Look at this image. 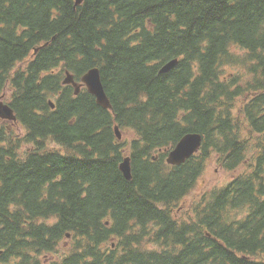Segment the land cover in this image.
Masks as SVG:
<instances>
[{
    "label": "trees",
    "instance_id": "1",
    "mask_svg": "<svg viewBox=\"0 0 264 264\" xmlns=\"http://www.w3.org/2000/svg\"><path fill=\"white\" fill-rule=\"evenodd\" d=\"M94 68L112 112L62 85ZM6 93L18 123L0 119V264H183L146 250L212 163L245 171L191 198L212 225L190 264H264V166L244 164L264 149V116L251 114L264 109V0H0ZM115 124L135 137L117 142ZM190 133L200 153L168 166ZM129 151L130 181L117 160Z\"/></svg>",
    "mask_w": 264,
    "mask_h": 264
},
{
    "label": "water",
    "instance_id": "2",
    "mask_svg": "<svg viewBox=\"0 0 264 264\" xmlns=\"http://www.w3.org/2000/svg\"><path fill=\"white\" fill-rule=\"evenodd\" d=\"M83 0H77V5L82 4ZM178 65V60H174L168 63L162 70L161 73H168ZM83 82L87 85L89 92L96 97L98 104L104 109H111V103L105 92L104 86L102 84L100 71L98 69H93L89 71L85 77H83ZM64 84L73 85L76 87V94H79L80 86L75 82L74 77L67 72V79ZM54 108V106H53ZM0 117L7 118L10 120H15V116L11 108L5 105L0 100ZM116 134L119 139H121L120 129L116 127ZM202 144V137L198 134H190L185 136L177 145L176 149L170 154L168 163L171 165H181L186 161L188 157L197 152ZM126 179H132V168L130 159H125L120 165Z\"/></svg>",
    "mask_w": 264,
    "mask_h": 264
},
{
    "label": "rangeland",
    "instance_id": "3",
    "mask_svg": "<svg viewBox=\"0 0 264 264\" xmlns=\"http://www.w3.org/2000/svg\"><path fill=\"white\" fill-rule=\"evenodd\" d=\"M235 69L234 68H228V72H234ZM216 164L215 163H212L211 164V167H212V170H209L207 173H206V176L204 177V180L201 182L202 185H211V183H215L216 185H223L227 180L228 178L233 175V174H228L226 173L225 171L223 170H220V171H217L216 168H215ZM245 171V168H242L240 171L236 172L235 174H241ZM204 182V183H203ZM188 207H191V205H187ZM164 243L161 244V246L163 245ZM198 254H200L199 251H197Z\"/></svg>",
    "mask_w": 264,
    "mask_h": 264
},
{
    "label": "flooded vegetation",
    "instance_id": "4",
    "mask_svg": "<svg viewBox=\"0 0 264 264\" xmlns=\"http://www.w3.org/2000/svg\"><path fill=\"white\" fill-rule=\"evenodd\" d=\"M251 114H252L253 118H255L257 115H258V117L263 116L264 115V109L261 108L259 105L254 106V108L251 111Z\"/></svg>",
    "mask_w": 264,
    "mask_h": 264
},
{
    "label": "bare ground",
    "instance_id": "5",
    "mask_svg": "<svg viewBox=\"0 0 264 264\" xmlns=\"http://www.w3.org/2000/svg\"><path fill=\"white\" fill-rule=\"evenodd\" d=\"M186 208H189L187 205L185 206Z\"/></svg>",
    "mask_w": 264,
    "mask_h": 264
}]
</instances>
